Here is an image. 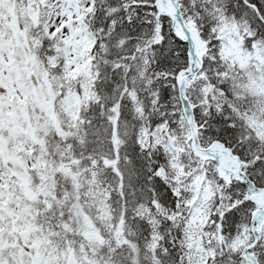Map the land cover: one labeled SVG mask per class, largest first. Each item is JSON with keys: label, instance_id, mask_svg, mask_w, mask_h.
Wrapping results in <instances>:
<instances>
[{"label": "snow or ice", "instance_id": "1", "mask_svg": "<svg viewBox=\"0 0 264 264\" xmlns=\"http://www.w3.org/2000/svg\"><path fill=\"white\" fill-rule=\"evenodd\" d=\"M0 264H264V0H0Z\"/></svg>", "mask_w": 264, "mask_h": 264}]
</instances>
